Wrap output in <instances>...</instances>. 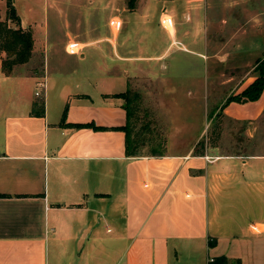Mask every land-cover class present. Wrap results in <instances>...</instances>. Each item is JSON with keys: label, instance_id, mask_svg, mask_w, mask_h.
I'll return each instance as SVG.
<instances>
[{"label": "crops", "instance_id": "0c3cea01", "mask_svg": "<svg viewBox=\"0 0 264 264\" xmlns=\"http://www.w3.org/2000/svg\"><path fill=\"white\" fill-rule=\"evenodd\" d=\"M26 2L29 25L12 1L18 25L33 31V55L10 73L0 57V264H172L170 250L181 247L198 250L202 264L219 256L264 264V151L209 147L213 115L199 128L192 115L175 113L174 104L191 111L209 100L212 74L233 83L232 93L256 75L238 79L246 62L230 69L219 59L208 0H138L134 8L90 0L118 12L105 28L93 17L80 23L65 44L80 63L52 69L47 25L35 14L43 6L49 18L50 0ZM39 81L44 96L35 93ZM128 88L174 110L165 154L129 155L121 128L72 125H126L125 98L113 94ZM263 112L262 104L255 115ZM201 139L205 151L195 154Z\"/></svg>", "mask_w": 264, "mask_h": 264}, {"label": "rangeland", "instance_id": "374dc122", "mask_svg": "<svg viewBox=\"0 0 264 264\" xmlns=\"http://www.w3.org/2000/svg\"><path fill=\"white\" fill-rule=\"evenodd\" d=\"M9 1L13 0H0V10H4L5 7L8 9ZM26 1L17 0V5L24 14L23 23L29 25L33 21L32 17H29ZM208 2L209 13L215 15V18L210 17L213 20L209 32L215 38L217 48L221 50L219 59L223 58L230 69L235 63L246 62L238 67L239 71L236 72L238 79L249 70L256 74L259 73L256 66L261 59H264V0H208ZM115 9V5L111 3L99 6L97 3H90V0H50L48 18L44 14L43 6H35V14L41 15L40 18H36L39 19L38 24H43L44 28L47 25V33L50 37L49 45L47 44V66L49 64L52 69L54 67L63 68L65 64L78 65L80 62L72 59L70 54L65 51L68 34L78 32L80 23L88 26L87 18L90 17L101 20L105 28L110 17L118 12ZM40 33L42 34L44 31H40ZM256 57H260V59L256 61ZM219 74L217 77H213V74L210 77L211 94H209L207 102L203 96L200 102L194 104L191 111L188 106L174 104L178 118L190 114L193 116V123L198 124V127L201 128L204 121L208 120L206 116L213 115L215 117L225 102V96L235 91L231 88L233 83H225L224 75ZM238 79L236 78V80ZM255 100L248 103L230 100L225 105L228 108V115L223 123L225 129L222 134L223 142L220 151H241V148L242 152L264 151V112L259 117L255 115L259 107L262 104L264 106V89ZM146 107L151 116L150 132L145 136L156 138V142L154 144L147 142L145 146L147 148L159 147L160 139L165 138L169 142L173 130L169 113H173L174 110L159 103L146 104ZM152 113L159 114V116L155 117ZM250 117L257 119L249 125L245 124V120ZM247 134H250L251 137H248ZM169 254L172 264H202L199 251L190 247H181L178 253L171 249Z\"/></svg>", "mask_w": 264, "mask_h": 264}, {"label": "trees", "instance_id": "16d2710c", "mask_svg": "<svg viewBox=\"0 0 264 264\" xmlns=\"http://www.w3.org/2000/svg\"><path fill=\"white\" fill-rule=\"evenodd\" d=\"M138 0H127L129 7L134 8L137 5ZM13 21L18 25L20 23V16L12 3L8 2L7 16L5 19L0 18V57H3V69L5 72L10 73L12 68L17 63H23L28 61L34 50V35L31 28H24L20 25L15 26L9 23ZM3 52L6 55L3 56ZM259 73L255 75L254 80L245 87L242 91L238 93H231L225 99L220 111H218L213 117L212 122L207 131L208 142L207 146L217 147L222 143V134L224 130V120L227 114L224 111L225 105L229 103L230 100H255L257 99L263 89H264V59H261L256 66ZM114 96L124 97L125 105L128 109V122L126 125L121 126H103L97 125L94 122H74L73 126L84 127L91 126L96 129H106V128H121L129 133V138L132 143H129L127 147V152L129 155H141V154H153V155H163L167 148V139H160L159 147L147 148L145 145L147 142L155 143L156 138L152 136H145L146 133L150 132V116L151 113L148 112L146 104L143 102V96L140 90L133 88H128L126 91L117 92L113 94ZM144 105V106H142ZM34 106L42 107L41 113H43L44 103L34 102ZM154 114V116H159V114ZM66 119V109L63 115V120ZM206 143L204 139H201L195 146L194 153L202 154L205 151ZM227 260L226 256H219L214 258L209 264H223Z\"/></svg>", "mask_w": 264, "mask_h": 264}, {"label": "built area", "instance_id": "2783aa9c", "mask_svg": "<svg viewBox=\"0 0 264 264\" xmlns=\"http://www.w3.org/2000/svg\"><path fill=\"white\" fill-rule=\"evenodd\" d=\"M45 88H46V82L45 81H39V83L37 85V89L35 91L36 95L44 96ZM210 260L213 261L214 257H211Z\"/></svg>", "mask_w": 264, "mask_h": 264}]
</instances>
